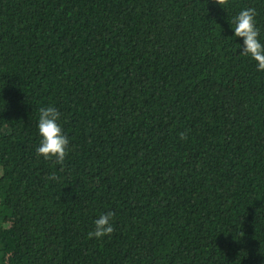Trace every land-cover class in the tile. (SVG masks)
Here are the masks:
<instances>
[{
    "label": "trees",
    "instance_id": "trees-1",
    "mask_svg": "<svg viewBox=\"0 0 264 264\" xmlns=\"http://www.w3.org/2000/svg\"><path fill=\"white\" fill-rule=\"evenodd\" d=\"M246 8L264 43V0H0V264H264ZM48 106L63 165L36 154Z\"/></svg>",
    "mask_w": 264,
    "mask_h": 264
},
{
    "label": "clouds",
    "instance_id": "clouds-1",
    "mask_svg": "<svg viewBox=\"0 0 264 264\" xmlns=\"http://www.w3.org/2000/svg\"><path fill=\"white\" fill-rule=\"evenodd\" d=\"M218 5L227 3V0H215ZM256 11L254 8H246L230 22L236 37L242 38L240 54L250 57L257 63V71H264V43L259 39L260 31L256 26ZM61 113L54 106L39 108L38 132L41 137L40 144L36 148L38 157L49 160L55 158V163L63 165L68 155L69 138L63 133L58 123ZM187 134L181 133V139H186ZM49 179H58L55 173ZM114 212L101 214L94 221V230L88 233V238L101 239L110 236L114 232Z\"/></svg>",
    "mask_w": 264,
    "mask_h": 264
}]
</instances>
